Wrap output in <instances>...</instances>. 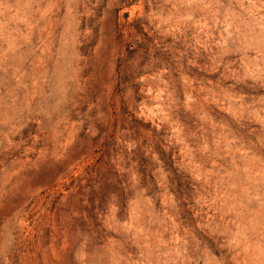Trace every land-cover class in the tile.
Masks as SVG:
<instances>
[{
	"label": "rangeland",
	"instance_id": "1",
	"mask_svg": "<svg viewBox=\"0 0 264 264\" xmlns=\"http://www.w3.org/2000/svg\"><path fill=\"white\" fill-rule=\"evenodd\" d=\"M0 264H264V0H0Z\"/></svg>",
	"mask_w": 264,
	"mask_h": 264
}]
</instances>
